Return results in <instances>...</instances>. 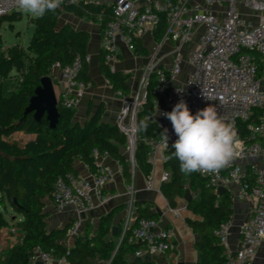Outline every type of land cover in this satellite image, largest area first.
<instances>
[{
  "label": "built area",
  "instance_id": "1",
  "mask_svg": "<svg viewBox=\"0 0 264 264\" xmlns=\"http://www.w3.org/2000/svg\"><path fill=\"white\" fill-rule=\"evenodd\" d=\"M96 3L97 0H87ZM144 1L150 4L144 5ZM79 0H72L77 3ZM114 19L103 29L102 53L105 62L115 70L121 50L119 42L135 53L134 38L137 33H153L162 18L167 23L163 40L177 45L171 66L160 68L149 64L137 90L126 96L125 104L119 113L116 126L127 137V152L134 171L135 152L138 144L150 145L149 160L153 171L160 152H174L172 144L177 139L170 120L160 115L171 112L176 103L183 99L193 115L209 105L216 106L218 113L234 125L239 136V125H245V135L241 140L238 155L234 161L219 174H201L207 186L216 192L225 188L232 203L249 202L253 204L250 219L240 227V245L235 255L229 248L232 222L224 223L216 236L226 251L225 264H253L258 252L264 247V0H204V4L190 6L188 0H117L113 5ZM15 0H0V19L17 12ZM200 33L199 43L191 49L187 59L184 49L189 47ZM187 61L192 72L179 86L169 91L163 102L168 85L176 81ZM91 57L77 58L73 64L62 67L53 65L52 74H63V92L58 96L59 108L76 110L86 94L88 84L78 80L83 65H89ZM153 73H159L158 85L153 94L155 120L159 129L168 130V147L162 140L141 138L134 131L138 116L147 101V91ZM19 83L23 79L18 80ZM258 111L262 113L257 114ZM105 157L108 154L104 155ZM95 153L97 172L92 178L70 174L57 179L53 201L58 212L74 209L77 214L67 232L64 243L76 241L83 234L82 215L94 208L93 193L101 197L102 189L110 183L112 172L99 162L101 157ZM170 173L164 172L162 183L168 182ZM154 188V178H148V189ZM132 196V185L129 188ZM133 203L127 207V215L122 224L118 247L127 239L129 244L139 248L132 253L136 258L165 254L174 248L171 234L167 230L154 233L158 222L141 218L135 221ZM127 232L130 234L127 236ZM68 247V246H67ZM67 264L66 258L57 259L52 253L37 249L28 264Z\"/></svg>",
  "mask_w": 264,
  "mask_h": 264
},
{
  "label": "trees",
  "instance_id": "2",
  "mask_svg": "<svg viewBox=\"0 0 264 264\" xmlns=\"http://www.w3.org/2000/svg\"><path fill=\"white\" fill-rule=\"evenodd\" d=\"M176 1V0H174ZM63 14H71L79 19H88L100 23L102 29L114 19L113 5L97 0H64V4L55 13H47L43 18L33 19L36 31L27 49L16 44L6 51L0 46V236L5 228L22 232V242L1 251L0 264H28L37 249L52 253L55 258H66L67 264H91L101 257L111 259V264H138L130 260L138 245L129 244L125 239L120 246L113 238V221L125 207H118L103 217L96 231L86 223L84 234L76 239L73 247L64 243L68 229L48 230L46 210L47 202L53 200L54 186L58 178H67L77 174L75 163L84 162L97 172L95 153L100 156L108 154L116 160L121 168L126 184H133V167L121 153L127 147V137L116 125L103 124L97 114L87 124L76 122V110L60 108L61 119L55 130L49 128L44 118L40 123L34 121L33 114L26 115L30 99L34 96L41 79L51 76L53 65L62 67L71 65L77 58L84 59L88 54L90 33L62 25ZM22 13L17 11L0 19V30L4 23L15 24L22 21ZM167 29L162 18L154 31V38L161 44ZM135 54L145 56L147 49L139 38H134ZM102 72L112 87L126 96L131 93L130 74L114 71L101 58ZM13 71L17 78L23 79L17 91L7 92L5 81ZM159 73H153L147 91V101L138 116L148 121L146 132H139L141 138L162 140L161 130L155 120L149 121L156 114L155 96ZM78 80L90 84L89 66L83 65ZM262 111H258L257 114ZM25 133L34 136L27 143H20L16 135ZM245 125H239V138L245 135ZM152 148L147 144H138L135 152V165L147 178L152 176L153 166L149 160ZM172 152L168 153V157ZM164 168L170 173L168 182H163L161 193L172 208H176L179 199H184L186 191L194 196L188 209L197 217L188 220L189 226L198 235L197 264H225V247L216 236V231L231 221L234 208L229 193L219 194L207 186L198 173L183 174L179 161L168 159ZM160 214L152 211L150 206L138 207V220L141 218L159 222ZM21 218V219H20ZM122 227L118 230V237ZM130 232H127V236ZM144 264H153L146 262Z\"/></svg>",
  "mask_w": 264,
  "mask_h": 264
},
{
  "label": "crops",
  "instance_id": "3",
  "mask_svg": "<svg viewBox=\"0 0 264 264\" xmlns=\"http://www.w3.org/2000/svg\"><path fill=\"white\" fill-rule=\"evenodd\" d=\"M101 1L110 5H114L117 2V0ZM188 1L191 7L195 4H204V0ZM143 4L147 5L150 3L149 1H144ZM33 18L36 19L35 17ZM60 23L62 25H70L76 30H85L90 33L91 37L88 48L91 62L88 66L92 82L88 84L86 94L76 109V122L84 126L99 114L101 123L116 125L117 117L124 107L125 99L112 87L102 72L100 58L102 55L101 45L103 29L101 24L94 23L88 19L82 20L71 14H63ZM137 38H139L146 47L147 54L145 56H138L130 51L122 42H119L121 54L115 65L116 71L131 75L129 81L131 93L129 96L137 90L143 77L144 70L149 64H158L161 69H168L171 66L174 52L177 49V45L167 39L163 40L161 44H158L155 41L154 32L137 33ZM199 38L200 33H197L193 43L184 49L185 59H187L191 49L199 43ZM191 72L192 68L187 61H185L181 75L176 81L168 85L165 94L160 97V102L164 101L169 91L183 83ZM14 74L18 76V73L13 71L10 77H13ZM52 77L55 86H59L58 94L60 96L63 92V74L61 71H55ZM16 138L20 143H27L33 140L34 136L22 132L18 133ZM164 157L165 154L160 152L152 174L154 178L153 189H148V178L139 169L133 171L132 196L129 194L130 186L126 184L120 164L109 156L101 157L99 162L103 167L112 172V179L110 183L102 189L101 197L97 193H93L92 199L94 208L82 215L83 227H85L86 223H90L91 229L96 231L103 217L110 214L114 209L124 206L125 209L114 218V227L121 218L125 219L127 207L130 202L133 203L135 217L138 214L139 206L143 208L150 206L152 211L161 216L158 227L154 229L153 232L158 233L160 230L169 231L174 248L165 254L152 257L146 256L143 259L153 264H197L199 261L197 251L198 235L194 233L188 224V220H194L197 217L188 209V204L185 199H179L177 207L172 208L168 200L161 193L162 175L166 172L164 168ZM75 170L78 175L84 178H92L94 174L88 165L79 160L75 163ZM233 208L234 213L231 219L232 228L228 241V250L232 255H235L239 249L241 240L240 227L252 216L253 204L249 202L233 203ZM46 210L49 214L46 221L49 231L69 228L77 218V214L74 209L71 208L63 212H58L53 200L47 202ZM121 227L122 225L120 228ZM0 238L1 251L2 254H5L8 249L22 242L23 234L17 229L5 228L1 231ZM113 238L117 243L119 242V237L113 236ZM74 244V239L66 243L69 248L73 247ZM130 260L134 261L135 258L131 255ZM38 264L43 263L38 262ZM91 264H111V259L98 257L92 260ZM253 264H264V247L258 252Z\"/></svg>",
  "mask_w": 264,
  "mask_h": 264
},
{
  "label": "clouds",
  "instance_id": "4",
  "mask_svg": "<svg viewBox=\"0 0 264 264\" xmlns=\"http://www.w3.org/2000/svg\"><path fill=\"white\" fill-rule=\"evenodd\" d=\"M64 0H15L16 9L35 18H43L47 13H55ZM160 115L170 120L177 139L172 144L174 152L168 159H177L183 174H219L238 155L241 146L238 132L233 124L218 113L216 106L209 105L196 112L189 110L181 99L171 112ZM148 121L141 120L135 132H146ZM168 130L161 132L162 142L168 147Z\"/></svg>",
  "mask_w": 264,
  "mask_h": 264
},
{
  "label": "water",
  "instance_id": "5",
  "mask_svg": "<svg viewBox=\"0 0 264 264\" xmlns=\"http://www.w3.org/2000/svg\"><path fill=\"white\" fill-rule=\"evenodd\" d=\"M58 104V94L56 92L53 77L45 76L41 79L40 85L35 90L34 96L30 99L29 106L26 109V115L33 114L34 121L37 123H40L44 118H46L49 123V128L55 130L61 119V112ZM121 153L125 155L128 160L131 159V155L128 154L126 147L121 148ZM227 192L228 191L225 188H220L217 191V193L222 195ZM193 198L194 197L192 196L190 190H187L184 199L186 200L188 206ZM137 220L138 218L136 216L135 221ZM123 222L124 219L121 218L120 221L113 227L114 237H118V230ZM134 262L144 264L146 263V260L143 258H136Z\"/></svg>",
  "mask_w": 264,
  "mask_h": 264
},
{
  "label": "rangeland",
  "instance_id": "6",
  "mask_svg": "<svg viewBox=\"0 0 264 264\" xmlns=\"http://www.w3.org/2000/svg\"><path fill=\"white\" fill-rule=\"evenodd\" d=\"M22 21L17 22L15 24H10L8 22L4 23L0 30V46L6 51L8 48L19 44L26 49L31 39L34 37L36 26L32 24L33 16L22 13ZM18 78L16 74L13 77H10L5 81V87L7 92H11L13 90H18ZM56 92H59V86L56 85ZM16 90V91H17ZM59 96V94H58ZM134 170H137V166L134 164Z\"/></svg>",
  "mask_w": 264,
  "mask_h": 264
}]
</instances>
